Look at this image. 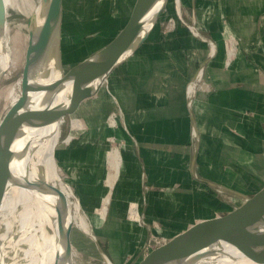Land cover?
I'll return each mask as SVG.
<instances>
[{
	"label": "crops",
	"instance_id": "obj_1",
	"mask_svg": "<svg viewBox=\"0 0 264 264\" xmlns=\"http://www.w3.org/2000/svg\"><path fill=\"white\" fill-rule=\"evenodd\" d=\"M191 14L190 23L216 44L214 56L206 59L209 55L206 53L199 62L200 65L206 59L191 101L192 114L188 108V98L186 104L183 102L184 76H187L191 68L190 62H186L184 58L185 54L179 52L176 57L169 49L164 48V65L168 71L162 73L156 71L162 67L150 61L148 63V58L153 60L154 57L150 44L158 27L129 64L120 71L112 89L117 98H129L123 107L129 117L131 129H135L137 134L141 133L139 128H143V125L145 129L154 126V120L158 123L162 121L160 128L164 130L163 136L166 133L163 119L172 128L171 141L167 143L169 149L165 150L167 153H162L161 156L157 153V160L162 159L161 163L155 165L146 160L141 173L148 182L147 190L142 188L147 203L146 211L152 215L158 217L162 212L161 207L171 210V200L179 196L187 201L185 206L199 208L198 215L192 221L175 231L198 219L223 213L203 202L205 199H213L207 191L214 192V198H221L225 202L229 200L224 195L238 197L226 190H219L202 179L245 194H251L264 183V0H191ZM181 20L185 32L175 36L173 32H164L156 38L182 40L197 45L198 49L202 48L205 40L192 34L186 19ZM225 27L238 39L237 53L231 59L223 44ZM204 43L208 44L206 41ZM181 63H184L183 69H179ZM195 72L196 70L193 75ZM179 100L180 109L176 106ZM140 109L143 113L141 117L138 116ZM192 120L198 133L196 148L194 135L193 146L188 142V126L193 123ZM135 146L134 151H139V156H144L149 150L144 145L136 143ZM186 151H189L187 171L181 170L182 164L175 159L176 155ZM122 154L123 176L130 177L133 174L131 152L125 148ZM157 169H161V172H155ZM188 181L194 184L187 187ZM164 183H178L179 186H167L166 189L151 187ZM148 208L153 209L154 214Z\"/></svg>",
	"mask_w": 264,
	"mask_h": 264
},
{
	"label": "rangeland",
	"instance_id": "obj_2",
	"mask_svg": "<svg viewBox=\"0 0 264 264\" xmlns=\"http://www.w3.org/2000/svg\"><path fill=\"white\" fill-rule=\"evenodd\" d=\"M34 1L39 3L40 0ZM132 2L133 0H64L61 24L63 71H66L108 42L122 24ZM178 8L181 17L189 23L191 22V0H179V6L176 5L175 0H168L166 8L161 13V17H159L157 34L153 37L154 39L150 44V48L152 47L151 53H153L154 57L153 60H151V57L148 58V63L150 61V63L162 67L159 70L156 68V71L162 73V71H168L164 65L166 61L165 55H163L164 48L169 49L176 57L179 52L185 54L184 58L186 62H190L191 66L190 72H188L187 76H184L183 102L185 101L186 104L190 77L195 70H198L201 58L210 52V45H204L206 44L204 41L202 43L203 47L198 49L197 45L185 43L182 40L177 41L167 37L164 40L156 38L160 36V33L164 34V32L166 34L173 32L175 33L174 36L185 32L186 29L182 24V18L177 12ZM183 9L185 12H183ZM8 11L10 24L9 30L5 29V34L8 36V45L11 47V51L17 61L7 75L4 76L3 74L0 79V111L6 102L3 99L6 91L13 89L19 94V75L26 43V27L31 15V13L24 14L14 8H9ZM187 31L190 32L191 30L187 29ZM223 42L226 52L232 50L231 55L228 53L230 59L234 58L237 53L238 39L226 27L223 31ZM143 59L146 60V58ZM145 60L144 62L147 63ZM179 67H181L179 69H183L184 63L179 64ZM112 89L113 85L110 88V92L104 88L98 97L85 105L80 114L83 123L78 118L72 117L71 126L77 131L69 141L61 142L55 152L59 176L71 186L72 199L74 197L79 199L80 211L89 221L90 228L93 230L100 248L99 250L89 233H86L76 225L70 232L75 264H107L101 251L107 255L112 264H128L146 246L174 233L175 230L187 225L194 219L195 215H198L197 210L199 208L195 206L192 209V207L185 206L187 201H184L179 195V198L171 200L173 204L171 210L167 209V207L165 209L161 207L162 212L158 217L146 211L147 203L143 197L142 188L144 187V190H147L148 182L146 177L145 179L143 178L141 172L144 169L146 160L155 163V165L161 163L162 159L160 161L157 160L158 154L161 156L162 153H167L165 150L169 149L167 143L171 141L172 128L166 124L167 120L163 119L166 131L163 136L162 132L164 130L162 131V128H160L162 121L159 120L160 122L158 123L154 120L152 124L154 126L150 125V128L145 129L143 125V128H139L142 130L141 133L137 134L135 129H131L129 117L123 107L124 104L128 103L129 98H117ZM192 105L193 107L195 106V99ZM176 106L179 109L181 108L180 100ZM141 109L138 113L139 117L143 114ZM113 120L114 122H112ZM157 124H159V127ZM65 127L66 125L62 126L63 129ZM188 128V142L190 146H193L192 124L190 125L189 123ZM135 142L149 149H146L144 156H139L138 153L140 154V152L134 151ZM123 146L131 152L133 161L131 171L133 174L130 177L123 176L124 166L121 165L120 172L110 192L105 218L98 225H95L90 218V209L100 204L102 192L104 191V174L108 167L107 151L117 147L123 153L125 149ZM188 154L189 151H186L175 157L176 161L179 160L182 164L181 170L187 171ZM155 172L160 173L161 169H157ZM193 184L188 181L186 185L188 187ZM236 185L241 186L242 184ZM167 186L178 188L179 184L164 183L151 187L166 189ZM243 186L247 187L246 184H243ZM197 193L200 195L199 192ZM206 193H209L213 199H205L203 202L210 204L213 209L216 207L219 212H224L230 209L233 204L241 202V199L235 196L224 195L226 199L231 201L225 202L221 198H214V192L207 191ZM133 202L135 203L136 211L141 217L139 221L135 220L136 212L132 213L130 211ZM193 205L196 204L194 203ZM147 210L154 211L150 208ZM152 213L154 214V212ZM167 256H171V253L167 254ZM146 264H150V262ZM234 264H241V262Z\"/></svg>",
	"mask_w": 264,
	"mask_h": 264
},
{
	"label": "water",
	"instance_id": "obj_3",
	"mask_svg": "<svg viewBox=\"0 0 264 264\" xmlns=\"http://www.w3.org/2000/svg\"><path fill=\"white\" fill-rule=\"evenodd\" d=\"M63 1L40 0L39 12L31 13L26 27L19 94L0 111V264H9V251L6 250L3 238L11 190L23 188L36 195L43 189L46 170L38 160L37 149L56 135V142L51 150V157L55 159L58 145L69 141L77 131L71 126L72 117L83 123L80 114L85 105L98 97L104 88L110 92L120 71L129 64L156 30L159 17L168 3V0H133L113 37L92 54L63 71ZM175 2L179 6V0ZM8 10L4 0H0V41L3 39L5 27L9 28ZM177 12L181 17L179 8ZM186 24L193 34L210 45L206 59L214 56L215 42L202 35L193 23ZM51 59L55 60L57 75L44 88L47 91L51 89L50 97L37 108L35 100L30 103L27 100V103V95L35 89ZM206 59L200 63L188 84L190 90L187 104L191 114L197 77L202 73ZM63 125H66L64 129ZM192 129L196 148L198 133L194 121ZM202 180L219 190L223 189L240 197L241 202L223 213L198 219L146 246L128 264H171L175 261L174 264H181L188 257L202 258L210 247L214 256L212 264H224L241 258L264 263V183L251 194H245ZM72 226V222H68L62 235L63 254L68 264H75L70 238ZM86 231L100 250L93 230L87 228ZM203 251L205 253L201 256ZM101 253L107 258L105 253ZM170 253L171 256H167Z\"/></svg>",
	"mask_w": 264,
	"mask_h": 264
},
{
	"label": "bare ground",
	"instance_id": "obj_4",
	"mask_svg": "<svg viewBox=\"0 0 264 264\" xmlns=\"http://www.w3.org/2000/svg\"><path fill=\"white\" fill-rule=\"evenodd\" d=\"M4 3L7 8L17 9L24 14L38 13L40 9L39 3H35L34 0H4ZM6 27L5 29L9 30ZM8 41V36L4 32L3 39L0 41V79L3 74L4 76L7 75L17 61L11 47L8 45ZM51 60L39 78L35 89L27 95L26 101L29 100L30 103L35 100L37 108L43 104L46 98L50 97L51 89L47 91L44 88L57 75L55 60ZM17 96L18 93L13 89L6 91L3 98L6 102L3 107L12 102ZM37 99H39L38 102ZM55 142L56 135L41 144L36 151L39 162H42L46 170L43 189L36 195L23 188H13L11 190L10 207L7 211L8 218L3 238L6 250L9 251V264H68V261L64 258L62 245V235L67 223L72 222V228L77 225L86 233H88L86 229L90 228L89 221L80 211L79 199L76 197L72 199L71 186L64 179L61 180L57 161L51 157V150ZM107 159L108 167L104 174V191L102 192L100 204L90 209V218L95 225H98L105 218L110 192L120 172L123 154L119 148H111L107 151ZM130 211L132 213L136 212V221L141 219L134 202ZM211 251L212 248L210 247L205 256H203L205 251L201 253L202 258L188 257L180 263L212 264L214 256H212ZM104 258L107 264H112L108 257L104 256ZM236 262L260 264L245 258L227 261L224 264H234Z\"/></svg>",
	"mask_w": 264,
	"mask_h": 264
},
{
	"label": "built area",
	"instance_id": "obj_5",
	"mask_svg": "<svg viewBox=\"0 0 264 264\" xmlns=\"http://www.w3.org/2000/svg\"><path fill=\"white\" fill-rule=\"evenodd\" d=\"M232 43V42H231ZM228 53L231 55L232 50L228 51ZM228 54V58H230V55Z\"/></svg>",
	"mask_w": 264,
	"mask_h": 264
}]
</instances>
